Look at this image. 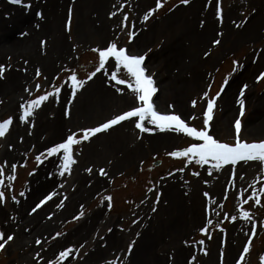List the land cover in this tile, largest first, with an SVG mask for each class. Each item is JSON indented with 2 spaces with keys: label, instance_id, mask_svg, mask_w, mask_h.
I'll return each mask as SVG.
<instances>
[{
  "label": "rangeland",
  "instance_id": "1",
  "mask_svg": "<svg viewBox=\"0 0 264 264\" xmlns=\"http://www.w3.org/2000/svg\"><path fill=\"white\" fill-rule=\"evenodd\" d=\"M218 3L219 17L217 0H161L159 9L156 0H23L21 5L0 0V65L5 66L0 122L10 116L13 120L0 137V191L5 193L0 233L14 236L0 250V264H46L67 248L73 252L61 264H262L261 162L241 161L217 170L211 162L198 165L170 156L196 141L147 121L150 131L141 132L135 128L136 118L75 145L76 162L63 175L62 153L46 154L69 132L80 139L82 129L137 106L126 85L111 80L113 59L88 79L98 66V53L92 49L110 42L147 53L148 73L159 91L153 102L161 113L178 114L190 127L203 129V94L208 91V98H215L210 135L234 144V122L240 118L242 141L264 140V0ZM150 10L152 15L144 20ZM130 32L135 33L131 44ZM169 54L174 58L169 60ZM73 73L85 81L74 98ZM118 78L127 79L126 73L120 71ZM57 87L58 96L33 109L27 122L19 120L21 103L54 93ZM13 164L16 178L10 181ZM48 194L52 199L31 213ZM208 219L212 225L202 233ZM249 239L250 250L244 253Z\"/></svg>",
  "mask_w": 264,
  "mask_h": 264
},
{
  "label": "snow or ice",
  "instance_id": "2",
  "mask_svg": "<svg viewBox=\"0 0 264 264\" xmlns=\"http://www.w3.org/2000/svg\"><path fill=\"white\" fill-rule=\"evenodd\" d=\"M183 4H187L189 0H181ZM9 3L15 5H21L23 0H9ZM25 8H30V4H24ZM163 5L161 4V0H156L155 7L156 9L161 8ZM152 11L150 10L145 16L144 20H147L150 15H152ZM217 17L220 16V7L217 0ZM37 16H42V13L37 12ZM111 15L115 16L116 13L113 12ZM71 19V10H69V23ZM124 21L128 20V17L125 15L123 18ZM121 27L125 28L126 24L121 23ZM23 35V34H22ZM135 37L134 32L129 33V44H131L132 40ZM214 43L219 44L220 41L216 40ZM92 51L98 53V66L95 67V70L90 73L88 79H92L96 76L97 73L101 72L102 69L105 68L106 63L109 59L114 60V66L116 68L115 71L111 72V80L115 81L116 85H126L127 89H129L137 102V106L131 107L129 110L123 111L121 114H117L114 117L108 119L106 122L100 123L96 127H89L81 130L80 139H77V133L69 132L66 138L62 140L60 143H56L52 147H48L46 150L47 156H53L62 153V163L60 167L63 169L60 175H63L64 172L70 169V166L74 164L76 161L73 159V147L81 141H87L91 137L95 136L98 133H102L112 128L115 125L120 124L123 121L135 120V128L139 129L141 132H149L150 129L145 127V121L148 124L155 126V128L165 131H174L177 133H183L186 136L193 138L194 141L189 146L185 147L180 151L170 152L169 155L173 157H186L190 161L194 160L198 165H206L211 162L212 167L214 169H221L225 165H236L238 162H248V161H258L264 164V140H260L258 142H246L242 141L240 138L241 133V119L237 118L234 122L235 129V143L229 144L220 142L218 139L214 138L209 134V125L210 121L213 119L215 98H208L209 92H204V97L207 98L206 110L203 113V124L204 128L198 130L196 127H190L184 119L181 118L180 115L174 113H161L157 110L156 106L153 103V96L157 92V88L155 86V82L153 76L146 72V58L147 53H140L139 51L133 52L130 48L120 47L117 42L108 43L103 49H92ZM149 51H151L149 49ZM235 70V69H234ZM120 71L126 73L127 79L118 78V74ZM5 72V66L0 65V78H3V74ZM35 75L39 77L41 75L40 69H36ZM264 77V73L261 74ZM69 79L73 82L72 84V97H75L76 91L78 88L83 87L85 81L78 80L77 75L75 73L71 74ZM228 83L227 79L224 81V85ZM39 85H36V88L39 89ZM209 90L211 88V84H209ZM247 87L246 85L244 86ZM118 92L121 89H116ZM25 91H29L27 88ZM223 91V85L221 87V92ZM60 93V88H56L55 92H47L44 95H39L35 99H29L26 103H21L20 108L23 110V114L19 116V120L21 122H27L28 118L33 115V109L38 108L42 102L47 101L50 96H58ZM220 93H217V98ZM241 95H243V89L241 90ZM241 109H240V117L244 115V103L240 101ZM193 107L196 105V101L192 102ZM195 117H193L194 119ZM13 123L12 117H8L7 119H3L0 122V137H3L5 133L8 131L9 126ZM41 155H44L42 153ZM41 155L36 156V160L38 162L41 161ZM12 175L8 176V180H15V172L16 165L13 164L11 166ZM91 171V169H89ZM32 173H29L31 175ZM100 174L105 175L104 169H100ZM4 175V168L0 166V185H4V179L2 178ZM198 175V173H195ZM261 193H264V188L260 189ZM5 193L0 191V202L3 201ZM21 196L24 195L23 192L20 193ZM207 197L208 193H204ZM255 196V193H254ZM253 197H249L252 199ZM15 200V196L12 197ZM52 199V195H45L43 199H41L35 206L31 209V213H35L38 209H40L43 205L47 203V201ZM111 200V197H108ZM159 199V197H157ZM247 203V201H245ZM255 203L259 205L261 203L258 197L255 198ZM110 206V205H109ZM155 211V208H153ZM242 216L248 220H251V216L247 211H242ZM233 220L236 217H232ZM135 223V221H134ZM212 225V220L208 219L207 224L200 228L202 233H207L208 226ZM256 226L252 227V235H255ZM111 231V229H109ZM59 235V233H57ZM210 238V237H209ZM14 239L13 235H7L5 238L4 233H0V250L5 248V245L11 242ZM36 244H41V241L37 239L35 241ZM202 245L204 243L203 240L199 241ZM251 239H249L248 244H246L243 248L244 253H248L250 250ZM133 244H129L128 252L130 253L132 250ZM73 252L72 248H67L64 251H60L58 257L53 262L51 260L46 261V264H61L62 261L66 260L70 253ZM37 257L40 256V253H36ZM244 256L241 255L240 260H243ZM261 262L264 264V256H261Z\"/></svg>",
  "mask_w": 264,
  "mask_h": 264
},
{
  "label": "bare ground",
  "instance_id": "3",
  "mask_svg": "<svg viewBox=\"0 0 264 264\" xmlns=\"http://www.w3.org/2000/svg\"><path fill=\"white\" fill-rule=\"evenodd\" d=\"M8 42H9V41H8ZM17 43H18V42H17ZM5 44H6V45H9L8 43H5ZM12 45H13V43H11V45H10V46H7V47L11 48V47H13ZM167 58H168V57H167ZM173 58H174L173 55H172V54H169V58H168V59L171 60V59H173ZM20 79H21V78H17V81H19ZM17 81H16V82H17ZM9 83H10V81H9ZM158 93H159V92H158ZM158 93H157V94H158ZM156 96H157V95H156ZM143 246H144V245H142V247H141V248H142L141 251H143V248L145 247V246H144V247H143ZM141 251H140V252H141Z\"/></svg>",
  "mask_w": 264,
  "mask_h": 264
},
{
  "label": "water",
  "instance_id": "4",
  "mask_svg": "<svg viewBox=\"0 0 264 264\" xmlns=\"http://www.w3.org/2000/svg\"><path fill=\"white\" fill-rule=\"evenodd\" d=\"M156 164H159V162H157Z\"/></svg>",
  "mask_w": 264,
  "mask_h": 264
}]
</instances>
